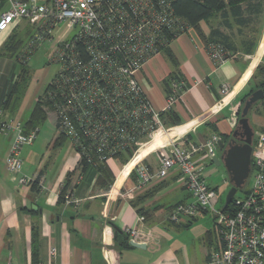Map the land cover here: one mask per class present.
Instances as JSON below:
<instances>
[{
  "label": "built area",
  "instance_id": "1",
  "mask_svg": "<svg viewBox=\"0 0 264 264\" xmlns=\"http://www.w3.org/2000/svg\"><path fill=\"white\" fill-rule=\"evenodd\" d=\"M173 1L0 0V33L16 28L19 21L31 23L30 34L17 53L19 62L27 63L31 53L52 38L58 24L75 27L76 35L58 44L52 54L51 62L59 68L48 83L44 100L56 129L72 143L79 159L92 164L94 156L98 162H108L147 135L161 138L155 150L157 167L137 162L133 169L136 185L130 191L178 172L190 200L176 205L168 221L182 225L211 213L215 246L205 264H264V130L252 136L250 187L241 197H233L225 209L217 210V192L203 174L220 137L213 134L196 144H175L160 114L174 107L184 82L169 81L164 106L158 111L136 80L137 71L179 35ZM205 51L213 65L225 61L222 46L209 43ZM221 92L227 94L228 87L223 85ZM0 130L13 135L4 163L15 186L40 187V179L23 173L20 157V149L35 140L39 128L24 133L23 126L6 119L0 107ZM71 202L78 201L66 200ZM123 233L129 242L142 244L146 240L138 227ZM54 256L52 251L51 260Z\"/></svg>",
  "mask_w": 264,
  "mask_h": 264
},
{
  "label": "crops",
  "instance_id": "2",
  "mask_svg": "<svg viewBox=\"0 0 264 264\" xmlns=\"http://www.w3.org/2000/svg\"><path fill=\"white\" fill-rule=\"evenodd\" d=\"M219 22L218 16L201 22L203 35L209 36L214 28L229 35ZM255 29L259 34L251 55L237 52L215 66L205 51L204 41L193 29H187L172 38L168 45L175 65L166 53L161 52L137 71L135 77L139 87L158 111L165 103L167 77L176 72L184 82L185 88L172 108L178 125L166 124L168 135L175 144H196L213 134L226 144L223 140L237 125L240 103L255 85L256 67L259 63L264 64V12ZM238 38L231 39L237 43ZM223 85L228 87L227 94L221 92ZM8 91L9 88L3 90L0 101ZM28 107L30 112L33 105ZM8 111H5V118L13 120ZM27 119L19 123L23 126ZM53 125L55 129L48 138H35L30 145L20 149L23 173L40 179V187L15 186L4 163L13 135L11 131L0 130V264L8 261L32 264L33 230L37 232L36 264L198 263L192 244L180 239L192 224L183 227L167 220L176 205L190 200L178 172L172 171L165 179L154 181L139 191H130L136 185L135 174H130L137 162L142 161L153 169L157 167L155 141L161 138L143 137L132 157L123 165L119 160L104 163L112 182L103 187L97 183V168L89 166L81 171L72 143L56 129L54 119ZM215 155H221L219 147ZM220 168L221 172H216L226 182L227 173L223 166ZM63 189L65 200L60 201L59 194ZM147 194L149 196L138 205L147 213L144 219L132 203ZM67 199L78 202L67 204ZM139 218L143 219L142 223ZM134 227L146 235L143 249L121 244L127 239L123 231ZM207 231L203 237L204 263L208 252ZM52 251L55 256L51 260Z\"/></svg>",
  "mask_w": 264,
  "mask_h": 264
},
{
  "label": "trees",
  "instance_id": "3",
  "mask_svg": "<svg viewBox=\"0 0 264 264\" xmlns=\"http://www.w3.org/2000/svg\"><path fill=\"white\" fill-rule=\"evenodd\" d=\"M173 14L179 18V35L187 31V29H193L197 35L204 41L205 47L209 43L217 44L223 47L226 52L224 59H229L233 57L237 52L251 55L253 54L258 32L255 29V26L264 12V0H174L171 5ZM218 16L220 19L219 25L220 27L225 28L229 35L223 33L218 28H214L210 31L209 36L205 37L201 31L199 24L201 22H208L210 19ZM30 34V33H29ZM29 36V35H28ZM239 37L238 42H234L231 38ZM23 43L20 40H16L14 36L7 39L2 44V49L0 48V57L4 51L9 53V56L13 58L20 66V71L17 75H14L11 79V87L6 94L5 97L0 101V107L5 112L6 110L14 109L17 97L20 94V87L27 84L29 80L28 70L24 66L26 63L19 62L18 49L20 44ZM162 52L166 53L172 65H175V60L171 55L168 46L162 50ZM33 53H31L32 55ZM264 60V57H263ZM255 79V85L248 94L242 99L240 106L238 108L237 116L239 117V111L242 108L243 101H245L248 96L254 92L255 90L261 89L264 87V64L259 63L256 67L255 73L253 75ZM171 79H179L182 81L179 74L176 72H172L167 79L165 80V88L166 92H168V84ZM49 86L47 85L44 89L43 93V102L40 100L36 101L33 104V107L30 111L29 117L27 121L23 125V132L27 133L30 130L35 128H39V126L44 123L47 119L48 113L51 111L48 103L44 100V95L48 90ZM185 88V87H184ZM257 103L260 104V110L258 111L262 116H264V97L260 99ZM256 103V104H257ZM252 107V109L256 106ZM49 111V112H48ZM160 117L166 126H176L178 125V119L175 114L172 112V109L161 113ZM166 119V123L165 120ZM221 139V138H220ZM229 139V136L226 137ZM138 144L134 145L131 148L126 149L123 152L118 153L114 156L112 160H119L123 165L130 159L133 155ZM93 163L90 164L86 162L85 159L80 158L78 161V167L81 171H84L87 167L93 166L97 168L98 177L97 183L101 186L108 187L111 184V173L109 169L104 165L106 162H98L96 157H92ZM134 171L131 172L130 176H132ZM216 190V189H214ZM149 195H144L143 197H138L132 203L133 207L136 208L137 213L147 218V213L144 211L142 207L138 208V205L145 200ZM59 200L64 201V189L59 194ZM174 209V208H173ZM172 209V210H173ZM171 213V212H170ZM205 214V213H204ZM197 219V218H196ZM194 219L193 222L196 220ZM168 220V218H167ZM169 222V221H168ZM192 222V223H193ZM170 224H173L169 222ZM192 223H186L179 226L188 227ZM177 225V224H173ZM212 231L208 230L205 233V243L207 245V249L209 251V247L212 244ZM214 233V232H213ZM127 238V237H126ZM117 240V236L115 237ZM124 247H130L128 238L122 240L121 243ZM32 264H36V256H37V232L33 230L32 234Z\"/></svg>",
  "mask_w": 264,
  "mask_h": 264
},
{
  "label": "rangeland",
  "instance_id": "4",
  "mask_svg": "<svg viewBox=\"0 0 264 264\" xmlns=\"http://www.w3.org/2000/svg\"><path fill=\"white\" fill-rule=\"evenodd\" d=\"M31 31V23H26L24 21H19L17 27L8 30L4 33H0V48L2 44L7 41L8 38L14 36L16 40H20L23 43L20 44L18 51H20L28 38V35ZM77 29L67 23L58 24L52 31V38L48 41L43 42L40 46L34 51V53L29 57L28 62L24 65L28 70L29 80L25 87H20V94L17 97L15 108L8 111V114L15 122H24L29 116V104L31 107L33 102L40 100L43 102V93L45 87L48 85L50 80L58 71V65L51 62V57L58 46L62 42H67L71 40L76 35ZM2 49V48H1ZM20 53V52H19ZM20 71V66L16 64L15 60L9 56V53L4 51L0 57V95L4 89L11 87V79L14 75H17ZM35 99V100H34ZM260 110V104L257 103L256 106L251 109L247 115L249 125L254 133H258L261 130H264V116H262L258 111ZM49 112V111H48ZM240 113V111H239ZM53 115L48 113L47 119L44 123L39 126L40 132L37 134L36 139H46L49 137L51 131H53ZM35 141V140H34ZM228 142L227 139L223 140ZM115 164V162H112ZM219 167L214 165H204V178L206 182L215 187L217 192L218 201L215 205L217 210H220L226 194L230 189V184L224 181V178L217 174L216 171H220ZM251 177H248L244 183V186L241 190H237L234 197H241L246 190L250 187ZM138 208H140L138 206ZM192 228V229H190ZM214 228L213 219L211 213L201 214L197 219L192 223L188 228V232L180 237L183 242H190L193 246V251L197 256V264L204 263V252L206 247L203 244L204 232L206 230L212 231ZM213 239L212 244L209 247L207 254L215 246L214 233L212 232ZM202 252V253H201ZM205 264V263H204Z\"/></svg>",
  "mask_w": 264,
  "mask_h": 264
},
{
  "label": "water",
  "instance_id": "5",
  "mask_svg": "<svg viewBox=\"0 0 264 264\" xmlns=\"http://www.w3.org/2000/svg\"><path fill=\"white\" fill-rule=\"evenodd\" d=\"M264 97V87L252 92L248 98L244 101L239 113L236 128L229 135L230 139L224 145L221 141L218 143V147L221 150V155H216L211 159V164L219 167L223 166L227 173V181L230 184V189L226 194L222 210L227 207L232 198L236 194L237 190H241L247 180L251 166V142L253 136V130L251 129L247 115L260 99ZM240 132L241 143L236 144L233 142L237 133ZM233 140V141H232ZM126 238V237H124ZM129 245L136 249H143L144 245L129 242Z\"/></svg>",
  "mask_w": 264,
  "mask_h": 264
},
{
  "label": "flooded vegetation",
  "instance_id": "6",
  "mask_svg": "<svg viewBox=\"0 0 264 264\" xmlns=\"http://www.w3.org/2000/svg\"><path fill=\"white\" fill-rule=\"evenodd\" d=\"M243 103H244V101H243ZM238 118H239V117H238ZM235 128H236V127H235ZM232 132H233V131H232ZM241 138H242V137H241V135H240V132H238L237 135H236V137L233 139L234 141H233V140H232V141L235 142L236 144H240V143H241V142H240V141H241ZM229 139H230V137H229ZM229 139H228V140H229Z\"/></svg>",
  "mask_w": 264,
  "mask_h": 264
},
{
  "label": "bare ground",
  "instance_id": "7",
  "mask_svg": "<svg viewBox=\"0 0 264 264\" xmlns=\"http://www.w3.org/2000/svg\"><path fill=\"white\" fill-rule=\"evenodd\" d=\"M160 140H161V139H157V140L155 141V144H158V143L160 142Z\"/></svg>",
  "mask_w": 264,
  "mask_h": 264
}]
</instances>
